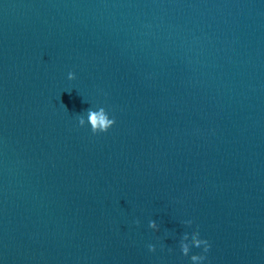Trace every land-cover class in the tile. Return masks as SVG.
Listing matches in <instances>:
<instances>
[{"label":"water","instance_id":"obj_1","mask_svg":"<svg viewBox=\"0 0 264 264\" xmlns=\"http://www.w3.org/2000/svg\"><path fill=\"white\" fill-rule=\"evenodd\" d=\"M197 224L264 264V0H0V264H192Z\"/></svg>","mask_w":264,"mask_h":264},{"label":"clouds","instance_id":"obj_2","mask_svg":"<svg viewBox=\"0 0 264 264\" xmlns=\"http://www.w3.org/2000/svg\"><path fill=\"white\" fill-rule=\"evenodd\" d=\"M69 79H75V73H69ZM116 119L114 115L110 114L106 110H101L100 112L89 111V118L85 120L83 117L79 120V126L83 128L90 127L91 132L94 134L107 133L111 128L116 125ZM193 217L190 215L182 216V222L190 223ZM139 224V221H136ZM149 227L153 230H159V225L156 220L149 221ZM177 247L181 253L188 252L190 250V245L198 247L199 252H196L190 256L192 264H207L208 262V252L210 251L212 244L209 239L203 237L199 230V225L195 226V229L191 232L185 230L180 233L177 239ZM149 251H155L156 245L149 244Z\"/></svg>","mask_w":264,"mask_h":264}]
</instances>
